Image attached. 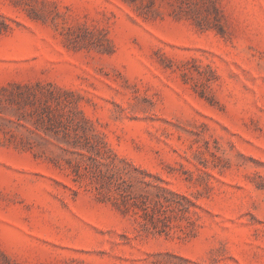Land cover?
Wrapping results in <instances>:
<instances>
[{"label":"rangeland","instance_id":"374dc122","mask_svg":"<svg viewBox=\"0 0 264 264\" xmlns=\"http://www.w3.org/2000/svg\"><path fill=\"white\" fill-rule=\"evenodd\" d=\"M0 264H264V0H0Z\"/></svg>","mask_w":264,"mask_h":264}]
</instances>
